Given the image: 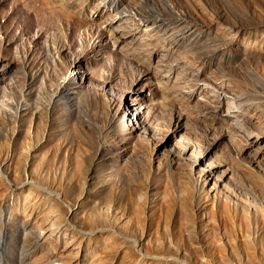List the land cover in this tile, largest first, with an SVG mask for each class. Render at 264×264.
I'll return each instance as SVG.
<instances>
[{
  "label": "rangeland",
  "instance_id": "obj_1",
  "mask_svg": "<svg viewBox=\"0 0 264 264\" xmlns=\"http://www.w3.org/2000/svg\"><path fill=\"white\" fill-rule=\"evenodd\" d=\"M0 264H264V0H0Z\"/></svg>",
  "mask_w": 264,
  "mask_h": 264
},
{
  "label": "bare ground",
  "instance_id": "obj_2",
  "mask_svg": "<svg viewBox=\"0 0 264 264\" xmlns=\"http://www.w3.org/2000/svg\"><path fill=\"white\" fill-rule=\"evenodd\" d=\"M145 20L146 21H148V20H150V19H152L153 18V15L152 14H149L148 12H145ZM145 43H143V45L141 44V45H139V46H141L140 48H143L144 49V47H145V45H144ZM149 44V43H148ZM155 44H156V42H155ZM147 45V44H146ZM150 45V44H149ZM156 48V47H155ZM154 48V49H155ZM137 49H139L138 48V46H137ZM141 50V49H140ZM155 52V51H154ZM158 52V51H157ZM159 52H161V51H159ZM157 54V53H156ZM137 60H139V61H148L150 58H149V55L147 54V52H146V50H142V51H140L139 52V54H137V55H133ZM151 56V55H150ZM146 59V60H145ZM49 196H50V194H49ZM56 202L57 203H59L60 201H58V200H56ZM64 223H67L66 221H64ZM69 227V226H68ZM73 229V228H72ZM56 232L57 231H55L54 229H48L47 230V235H48V237H47V240H49V238H52L51 239V243H52V245H53V247H56L57 246V244L59 243V242H54V241H56V240H54L55 239V237L54 236H56V238H57V234H56ZM103 235V234H102ZM113 233H106L105 235H103V237L104 236H107V237H109V238H111V237H113ZM58 241V240H57ZM130 243H132V242H130ZM133 244V243H132ZM134 245V244H133Z\"/></svg>",
  "mask_w": 264,
  "mask_h": 264
}]
</instances>
